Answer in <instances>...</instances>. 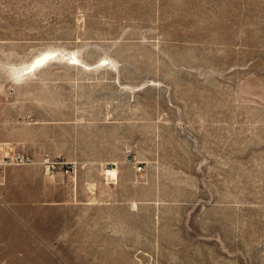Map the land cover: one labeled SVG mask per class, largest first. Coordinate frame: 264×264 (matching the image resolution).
<instances>
[{
	"label": "rangeland",
	"instance_id": "1",
	"mask_svg": "<svg viewBox=\"0 0 264 264\" xmlns=\"http://www.w3.org/2000/svg\"><path fill=\"white\" fill-rule=\"evenodd\" d=\"M0 264H264V0H0Z\"/></svg>",
	"mask_w": 264,
	"mask_h": 264
},
{
	"label": "bare ground",
	"instance_id": "2",
	"mask_svg": "<svg viewBox=\"0 0 264 264\" xmlns=\"http://www.w3.org/2000/svg\"><path fill=\"white\" fill-rule=\"evenodd\" d=\"M50 56H52V54L51 53H45V54H43V55H39L30 65H29V67H34V66H36L37 64H43L45 61H47L48 60V58L50 57ZM54 56V55H53ZM76 60V59H75ZM80 61V60H79Z\"/></svg>",
	"mask_w": 264,
	"mask_h": 264
},
{
	"label": "built area",
	"instance_id": "3",
	"mask_svg": "<svg viewBox=\"0 0 264 264\" xmlns=\"http://www.w3.org/2000/svg\"><path fill=\"white\" fill-rule=\"evenodd\" d=\"M16 158H17V159H21V160H23V157H22V156H19V155L16 156Z\"/></svg>",
	"mask_w": 264,
	"mask_h": 264
}]
</instances>
